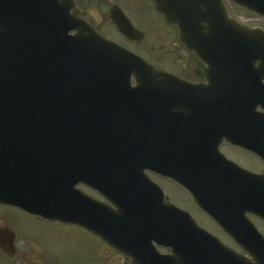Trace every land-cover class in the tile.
Segmentation results:
<instances>
[{
	"label": "water",
	"instance_id": "95a60500",
	"mask_svg": "<svg viewBox=\"0 0 264 264\" xmlns=\"http://www.w3.org/2000/svg\"><path fill=\"white\" fill-rule=\"evenodd\" d=\"M151 1L211 65L251 37L222 0ZM233 1L264 15V0ZM9 2L0 0V203L85 229L131 264H264V240L250 223L259 242L244 234L237 220L264 219V206L248 205L241 191L212 189L204 145L193 146L204 153L189 161L163 162L156 132L143 130L153 118L140 108L149 105L139 100L142 91L162 96L176 81L100 37L67 0H17L15 9ZM146 171L180 184L252 262L165 204ZM82 185L111 206L76 189Z\"/></svg>",
	"mask_w": 264,
	"mask_h": 264
},
{
	"label": "flooded vegetation",
	"instance_id": "af4514ba",
	"mask_svg": "<svg viewBox=\"0 0 264 264\" xmlns=\"http://www.w3.org/2000/svg\"><path fill=\"white\" fill-rule=\"evenodd\" d=\"M72 2L78 18L84 24L117 46L143 58L151 67L176 77L180 82L174 88L165 89L174 93L155 96L156 102L150 106L155 110L156 116H165V119L157 120L156 128L160 148L163 152L166 147L168 149L167 156L165 153L163 155V161L172 157L178 161L183 153L193 152L195 155L196 150H181L189 145L202 144L209 162V176L213 177V187L221 191L241 190L252 198L249 199L252 200L250 203L264 206V44L233 50L232 63L231 56L229 59L225 57L223 62L212 68L207 60L200 59L180 43L177 28L167 25L154 13L150 0ZM223 4L228 16L238 20L254 36L246 42L264 41V16L235 5L231 0H223ZM113 16L125 23L126 34L113 25ZM196 87L200 90L194 94L186 91ZM243 173L250 174L251 180L244 178L240 181L238 175ZM148 175L155 184L160 185L167 203L183 209L176 203L186 201L188 206L195 208L214 226L215 236L224 245L243 255L240 247L214 221L198 210L191 196L180 185L170 179L150 173ZM222 176L226 178L225 186L222 185L223 182L217 183L214 179ZM240 182L241 185L234 184ZM97 199L103 201L99 197ZM7 209L19 211L0 205V243L6 251L0 249V257L5 260L4 263L60 264V259L43 245V235L34 232L22 234L15 230V222L5 214ZM31 218L46 226L71 228ZM246 218L264 238V220L246 215L239 218L244 226ZM246 228V233L251 235L247 225ZM69 232L70 229L67 233L72 239ZM84 233L88 264H93L92 249L95 244L102 253L103 264H130L125 255L115 252L107 243L100 242L90 233ZM66 241L67 239L64 243ZM20 242L22 249L18 247ZM157 250L163 255L171 253L161 248Z\"/></svg>",
	"mask_w": 264,
	"mask_h": 264
},
{
	"label": "rangeland",
	"instance_id": "374dc122",
	"mask_svg": "<svg viewBox=\"0 0 264 264\" xmlns=\"http://www.w3.org/2000/svg\"><path fill=\"white\" fill-rule=\"evenodd\" d=\"M181 206L186 212L190 213L195 217L200 227H203L212 235H216L214 232L215 228L212 226L203 216H201L195 208L188 206L186 201L181 200L180 203H176ZM8 218L15 222V230L19 233L24 234L25 232H34L38 235L44 236L43 245L46 249L52 251V254L60 259V264H88L87 258V243L85 242L84 232L78 228H67L57 226H46L44 223L35 221L30 216H27L21 212L12 210H6ZM70 229L72 239L68 237L67 231ZM216 231V230H215ZM48 239L50 241H48ZM54 239V242L52 240ZM67 239L66 243L64 241ZM18 247L22 249L23 245L20 242ZM72 251V253H70ZM92 253L93 264H102L101 253L99 250L96 251V245L93 246ZM5 260L0 257V264H5Z\"/></svg>",
	"mask_w": 264,
	"mask_h": 264
}]
</instances>
